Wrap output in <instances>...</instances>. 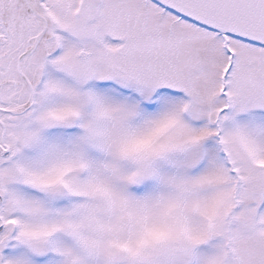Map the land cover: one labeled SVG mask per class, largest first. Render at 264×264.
<instances>
[{
  "label": "snow or ice",
  "instance_id": "snow-or-ice-1",
  "mask_svg": "<svg viewBox=\"0 0 264 264\" xmlns=\"http://www.w3.org/2000/svg\"><path fill=\"white\" fill-rule=\"evenodd\" d=\"M0 264H264V0H0Z\"/></svg>",
  "mask_w": 264,
  "mask_h": 264
}]
</instances>
